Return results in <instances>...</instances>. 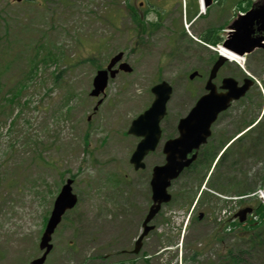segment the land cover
Masks as SVG:
<instances>
[{"label":"rangeland","instance_id":"1","mask_svg":"<svg viewBox=\"0 0 264 264\" xmlns=\"http://www.w3.org/2000/svg\"><path fill=\"white\" fill-rule=\"evenodd\" d=\"M179 1L191 3V0ZM134 2L0 0V63H9L1 77L4 87L0 95V264H31L32 259L41 255L39 242L44 222L60 187L69 177L73 179L78 202L66 213L53 235L55 247L45 264H118L121 261L131 264L130 257L123 255L122 250L133 247L142 229L151 204L152 167L164 162L165 138L177 134L179 119L204 92L214 56L213 49L193 44L197 41L191 35L200 38L205 24L216 18L212 34L215 38L224 37V28L230 25L240 6L237 0H225L220 7L214 3L203 21L195 22L191 28L183 25L185 37L172 45L177 39H169L173 34L170 18L154 33L136 32L129 8ZM173 16L181 27L183 12ZM156 19L152 12L146 17L148 22ZM186 38L193 39L192 43ZM39 44L52 48L58 56L48 65L38 64L36 76L25 80L27 86L22 90L20 105L15 106L14 113L8 108L4 111L3 104L8 105L4 101L7 88L26 79L30 58ZM119 51L125 52V60L133 72H120L110 80L104 101L94 111L98 97L90 95L93 78ZM228 66L221 69L219 77L232 75L240 79V66L235 62ZM246 68L257 77L258 86L249 98L234 103L227 116L220 120L217 131L231 135L235 127L254 120L261 110L264 57L256 54L247 59ZM193 70L201 71L206 77L190 80L188 76ZM163 79L174 88L168 114L161 124L164 138L158 149L146 157V168L135 170L130 157L140 138L127 130L133 118L152 102L151 87ZM252 98L258 100L259 109L251 103ZM261 113L259 124L262 123L256 130L262 132L264 108L258 119ZM262 145L263 141L253 149L254 146L244 143L243 151L248 154L234 151L220 168L224 187L234 181L239 184L230 193L234 196L233 211L241 206L235 196L237 191L256 192L246 203L257 205L261 198ZM194 168L173 182L170 190L176 198L164 205L153 221L157 222V229L145 239L142 249L144 255L152 254L151 261L145 263L140 253L132 255L137 258L136 264H207L219 258L222 250L241 256L239 264H264V242L253 248L244 238L250 237L245 225L232 226L222 242L214 241L210 246H207L209 237L222 225L207 221L189 222L186 226L193 205L188 208L190 199L184 201L180 197L182 192L196 191L199 186ZM211 168L205 171L209 174ZM207 187L211 185L207 183L205 190ZM219 195L213 194L222 205ZM213 211L216 214L218 208ZM251 218L254 220L253 215ZM166 246L168 249L163 250ZM192 247L204 249L198 261L192 258Z\"/></svg>","mask_w":264,"mask_h":264},{"label":"water","instance_id":"2","mask_svg":"<svg viewBox=\"0 0 264 264\" xmlns=\"http://www.w3.org/2000/svg\"><path fill=\"white\" fill-rule=\"evenodd\" d=\"M211 1L212 0H206V4L208 5ZM260 21L264 24V4L252 8L246 14L239 13L237 18L229 26L230 31L228 32L229 34L224 42V46L239 55L251 52L256 47H262L263 44L260 42L261 39L252 37L254 32L253 26ZM122 56V52L117 54L111 60L108 69H111ZM226 59L227 58L223 55L219 57L211 70L206 85V89L209 90V93L203 95L198 100L186 118L181 119L178 126L180 136L167 141L165 144L164 153L166 154V163L156 166L153 170L151 185L154 204L151 206L147 215L144 223L145 231L137 241L135 251L140 249L143 237L152 228L147 226V222L159 211L162 202L170 200L171 195L167 193V187L170 185L171 180L176 178L186 166H189L197 155V153H194L192 157H188V154L194 149H198L202 143L206 142L207 137L210 135L211 124L217 118L218 113L227 108L232 99L244 95L249 88L248 82L242 87H237L236 80L228 77L223 80L222 85V88L227 89V91L221 93L216 91V85L212 80ZM120 67L126 71L132 70L127 63L121 64ZM115 74L116 71H112L111 77H114ZM197 74L198 72H194L190 77L194 78ZM108 79L107 70L98 71L94 79V89L91 94L97 96L103 92L108 84ZM152 91L156 95L152 106L136 118L129 129V133L143 137L131 157V162L136 169L144 167L145 164L143 159L150 151L156 149L161 136L160 121L166 114V103L170 98L172 87L169 83L163 81L155 85ZM70 184L71 180H68V183L64 186L63 191L57 198L54 211L41 239V248L47 247V251L42 258L34 261L35 264H41L45 260L47 253L52 248L49 241L51 240V235L55 227L61 221L62 215L66 209L73 207L76 203L77 197L71 193ZM247 211H251V208L243 210L242 213L246 214ZM243 219H245V216L241 218V220Z\"/></svg>","mask_w":264,"mask_h":264},{"label":"flooded vegetation","instance_id":"3","mask_svg":"<svg viewBox=\"0 0 264 264\" xmlns=\"http://www.w3.org/2000/svg\"><path fill=\"white\" fill-rule=\"evenodd\" d=\"M261 2H264V0H260V3ZM178 4L179 3L176 0H143V1H140L139 3L135 4V9H136L135 12L139 13L140 15H144V12L146 9H148V12L154 11L157 14L161 10L163 12H172L175 8L178 7ZM158 24H160V23H158ZM156 28L160 29L161 26H157ZM254 33H255L254 36H264V29L258 30V27H255ZM255 54H261L264 57V49L263 48L258 49L257 51L249 54L248 57L253 58L255 56ZM244 78L245 77L242 76V80L240 81L241 83L243 82ZM250 127L251 126L241 128V126H237V127H235V129L233 130V133L231 135H229V132H226V131L216 132V130H214L213 131V138L215 137V139L218 143L222 142L225 138H231L230 140H232L233 142L234 141L238 142V141H241L242 139L248 140L249 138H251L252 140H255L254 136L259 134V132H257V130H256L257 127H254L251 129H250ZM199 156H201V158H205V155L201 152H200ZM210 200H211L210 194L204 193V194L199 196L198 205H197L198 211L193 214L194 222L204 221L205 211L208 210L204 204L207 201H209V203H212ZM225 201L226 202L224 203V207L222 208V210L220 211V213L218 215V220L220 222H232L233 216H234L233 212H231L230 214H227L223 219L221 217V212L223 211L224 213H228V208L230 207L229 201L228 200H225ZM211 222H216L215 217L211 219Z\"/></svg>","mask_w":264,"mask_h":264},{"label":"trees","instance_id":"4","mask_svg":"<svg viewBox=\"0 0 264 264\" xmlns=\"http://www.w3.org/2000/svg\"><path fill=\"white\" fill-rule=\"evenodd\" d=\"M40 52V51H39ZM38 52V54H39ZM44 56L42 58L43 61H47V59H54L55 58V54L53 53L51 56L46 57ZM32 62H33V66L31 67L29 73L32 76L38 65H37V61L35 60V58H32ZM8 64L5 65V68L7 67ZM2 70V69H1ZM1 70H0V74H1ZM28 77V76H27ZM56 77H58L56 75ZM26 80V79H25ZM25 82L23 80H19L16 83H14L10 89H8L6 91V96L4 101L8 102V105L3 104V108L4 111H6L5 109H9L12 113L15 110V105L20 104L21 101V94H22V89L23 87H25ZM1 89H2V85L0 83V93H1ZM219 171V170H218ZM219 175H220V171H219ZM257 214H259V216L262 219V222H258V223H253L252 228L249 230L252 231V233L250 232V237L248 238V240L252 243V247L255 248L256 246H258L259 244H262V241L264 242V230H263V224H264V206L258 205L257 206ZM256 228V229H254ZM198 252H195V255H197ZM241 256H239L238 254H233V253H228L227 255L223 256L221 258V262L219 264H239L240 260H241ZM211 264H215V263H211Z\"/></svg>","mask_w":264,"mask_h":264},{"label":"bare ground","instance_id":"5","mask_svg":"<svg viewBox=\"0 0 264 264\" xmlns=\"http://www.w3.org/2000/svg\"><path fill=\"white\" fill-rule=\"evenodd\" d=\"M218 50L222 55L228 57L231 61H237L240 64H244L246 61L245 58L240 57L239 55L235 54L234 52H232L231 50H229L228 48H226L224 46H219ZM262 198L264 200L263 194H262Z\"/></svg>","mask_w":264,"mask_h":264}]
</instances>
